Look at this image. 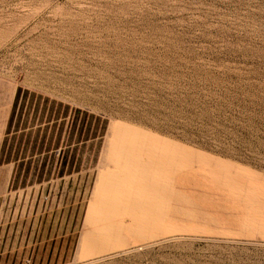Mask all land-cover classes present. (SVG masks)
<instances>
[{"label": "rangeland", "instance_id": "rangeland-1", "mask_svg": "<svg viewBox=\"0 0 264 264\" xmlns=\"http://www.w3.org/2000/svg\"><path fill=\"white\" fill-rule=\"evenodd\" d=\"M0 153V264H264V0H0Z\"/></svg>", "mask_w": 264, "mask_h": 264}, {"label": "bare ground", "instance_id": "bare-ground-1", "mask_svg": "<svg viewBox=\"0 0 264 264\" xmlns=\"http://www.w3.org/2000/svg\"><path fill=\"white\" fill-rule=\"evenodd\" d=\"M80 72H81V70H80ZM103 74V73H102ZM107 78V77H106ZM114 78V77H113ZM98 79V78H97ZM108 80V79H107ZM108 84V83H107ZM93 88V87H92ZM100 89V88H99ZM108 89V88H107ZM109 92V91H108ZM96 93V92H95ZM103 93V92H102ZM171 155L173 156L174 155V153H171ZM171 157V156H170ZM170 157H168V158H170ZM172 158V157H171ZM202 223V222H201ZM204 223V222H203ZM208 225H210V224H208ZM173 250V249H172Z\"/></svg>", "mask_w": 264, "mask_h": 264}, {"label": "crops", "instance_id": "crops-1", "mask_svg": "<svg viewBox=\"0 0 264 264\" xmlns=\"http://www.w3.org/2000/svg\"><path fill=\"white\" fill-rule=\"evenodd\" d=\"M1 154V153H0ZM12 174H14L15 175V170L13 169V172H12Z\"/></svg>", "mask_w": 264, "mask_h": 264}]
</instances>
